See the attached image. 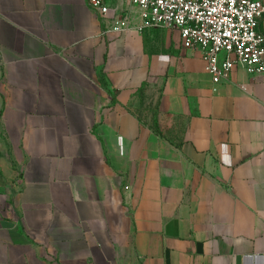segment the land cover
I'll return each instance as SVG.
<instances>
[{
    "label": "crops",
    "instance_id": "obj_1",
    "mask_svg": "<svg viewBox=\"0 0 264 264\" xmlns=\"http://www.w3.org/2000/svg\"><path fill=\"white\" fill-rule=\"evenodd\" d=\"M214 89L179 32L0 0V264H264V75Z\"/></svg>",
    "mask_w": 264,
    "mask_h": 264
},
{
    "label": "built area",
    "instance_id": "obj_2",
    "mask_svg": "<svg viewBox=\"0 0 264 264\" xmlns=\"http://www.w3.org/2000/svg\"><path fill=\"white\" fill-rule=\"evenodd\" d=\"M104 34L148 29L179 32L187 49L201 51L217 87L238 66L264 75V2L258 0H86ZM113 14L109 18V15Z\"/></svg>",
    "mask_w": 264,
    "mask_h": 264
}]
</instances>
